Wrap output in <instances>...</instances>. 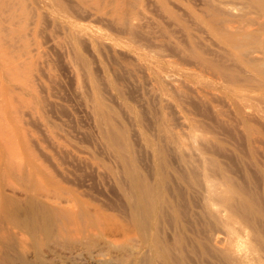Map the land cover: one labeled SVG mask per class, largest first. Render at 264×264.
<instances>
[{
	"label": "rangeland",
	"instance_id": "1",
	"mask_svg": "<svg viewBox=\"0 0 264 264\" xmlns=\"http://www.w3.org/2000/svg\"><path fill=\"white\" fill-rule=\"evenodd\" d=\"M238 3L0 0V163L130 230L23 249L10 228L0 264H264V98L245 130L221 72Z\"/></svg>",
	"mask_w": 264,
	"mask_h": 264
},
{
	"label": "bare ground",
	"instance_id": "2",
	"mask_svg": "<svg viewBox=\"0 0 264 264\" xmlns=\"http://www.w3.org/2000/svg\"><path fill=\"white\" fill-rule=\"evenodd\" d=\"M238 2L237 30L235 33L230 31L225 19L220 36L226 51L224 59L235 55V65L230 64L229 59L222 63V80L227 89L230 85L236 86L235 90L241 99L238 105L239 117L245 130L252 128L255 131V127L247 125L246 120H253L255 117L258 119L257 111L255 112L249 101H260L264 98V0ZM259 115L264 118V112ZM42 166L34 161L24 163L21 160L0 163V177L3 174L18 181L21 192L26 196V200H20L0 190V248L10 241L13 243L10 228H17L22 234L28 235V238L21 235L20 243L18 242L23 249L29 247L27 245L39 249L47 241L58 242L77 238L81 234L91 235L93 230L103 235L109 231H122L127 240L129 239L128 228L118 223H109L112 220L107 215L99 212L97 208L91 211L84 201L72 198L69 205L61 203L60 191L55 187L51 188L52 185L50 187L42 183L46 176L51 177L49 171L45 172ZM49 181L52 183L54 180ZM51 191L54 192L52 198ZM132 214L135 217L141 216L137 208L132 209ZM55 224L59 225L58 229ZM39 233L43 234V238L41 236L39 239Z\"/></svg>",
	"mask_w": 264,
	"mask_h": 264
}]
</instances>
